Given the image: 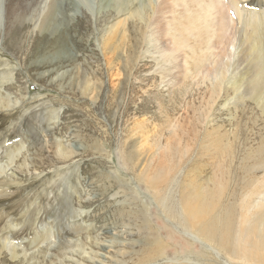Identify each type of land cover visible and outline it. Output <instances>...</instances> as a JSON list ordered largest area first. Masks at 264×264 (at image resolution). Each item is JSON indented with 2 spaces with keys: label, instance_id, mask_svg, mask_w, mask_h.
<instances>
[{
  "label": "rangeland",
  "instance_id": "1",
  "mask_svg": "<svg viewBox=\"0 0 264 264\" xmlns=\"http://www.w3.org/2000/svg\"><path fill=\"white\" fill-rule=\"evenodd\" d=\"M261 9L264 0H3L0 242L15 245L17 256L3 248L0 264H172L186 240L177 220L155 219L136 175L148 179L159 168V191L173 168L166 156L217 137L243 145L250 161L263 156L261 94L236 96L225 82L253 74L246 48L252 56L257 49L245 35ZM253 36L264 41V30ZM108 41L120 48L109 50ZM99 47L115 64L111 72ZM57 65L78 68L80 77L73 69L55 76ZM60 143L74 156L64 159ZM139 210L168 245L156 260L154 246L144 252Z\"/></svg>",
  "mask_w": 264,
  "mask_h": 264
},
{
  "label": "bare ground",
  "instance_id": "2",
  "mask_svg": "<svg viewBox=\"0 0 264 264\" xmlns=\"http://www.w3.org/2000/svg\"><path fill=\"white\" fill-rule=\"evenodd\" d=\"M256 13L249 20L252 22L249 23L248 21L249 32L245 35V41H252L248 45L253 44L257 49L256 56H252L250 48H246V56H249L255 62L251 66L253 74L249 75L248 78L243 75L239 79L227 77L225 81L226 67L224 63L221 66L217 65L213 74L217 77L215 85L217 88L221 87L224 81L229 82L232 84V92L236 96L248 94L250 97H257L258 95L254 94L260 93L259 97L263 99L261 100L262 110H264V41H258L253 36V33L264 30V16ZM3 14V0H0V30L4 26L5 18ZM138 15L142 17L141 13ZM51 29L52 35L56 28ZM101 34V31L96 34L97 42L101 39ZM117 38L118 42L125 41L123 28L119 30ZM106 44L109 46V50L120 48V44L114 45L113 41H108ZM99 52L107 66V71L111 72L114 67L112 66L113 60L110 62L111 57L105 58L102 47H99ZM67 53L66 55L69 56L70 54ZM62 58H65V56H62ZM256 66H259L262 70L255 71L254 67ZM71 69L75 71L74 75L80 77L79 69L69 68L68 65H57L52 68L51 72L57 76V74H64ZM122 72L125 78L129 76V74L126 75L124 70ZM247 79H249L247 90L240 91L243 84L242 80L247 82ZM116 80L120 82L119 77ZM250 80L253 81L250 82ZM261 83L262 87L259 91ZM225 93L229 95L227 91ZM254 101L256 104L259 102L258 99ZM207 134L201 137L203 138ZM219 140L220 137H217L216 143H210V145H205L204 140H199L195 142L192 148L186 147L173 150L169 157L166 156L167 161L170 158L173 162V168L167 175L170 180L166 181L165 186L161 187L159 191L156 183L161 180L159 168L155 167L152 173L153 177L148 179L140 177L141 175L137 173L135 168L136 177L139 182L144 184L149 199L155 206V210L158 211L155 219L160 218L161 215L168 222L177 220L174 227L186 240V247L182 248L181 253L174 255L172 264H264V173L256 175L255 179H247L249 175L256 174L260 170L264 171V153L260 150V155L263 156L259 159L254 157L250 161L251 153L243 145H237L235 141L222 144ZM65 149L66 146L60 143L58 151L64 159L74 156L73 153ZM184 158H188V160L185 161V166H182L181 161ZM187 166L189 168H186ZM163 174H165V171H163ZM180 175H186L191 180L189 181L187 177L183 179ZM167 188L170 196H166L165 189ZM174 192L177 193L176 197ZM175 202H178L177 208H175ZM139 211V218L143 222L142 228L144 227L143 232L147 236L144 238L146 242L144 252H147V247L154 246L152 250L154 257L149 258V260H156V257L161 256V251L165 250L168 245L162 235L161 244L158 228L153 227L151 218L146 215L144 210ZM168 222H166L165 227H169ZM167 230L170 229L167 228ZM169 233H171V230ZM1 241L0 248L2 249L0 250L4 248L11 258H16V246L11 245L8 240L2 239ZM111 251L116 257L115 255L118 254L116 248Z\"/></svg>",
  "mask_w": 264,
  "mask_h": 264
}]
</instances>
